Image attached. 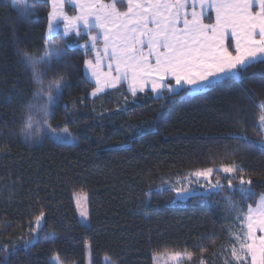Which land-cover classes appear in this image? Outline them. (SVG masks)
<instances>
[{
	"label": "trees",
	"instance_id": "1",
	"mask_svg": "<svg viewBox=\"0 0 264 264\" xmlns=\"http://www.w3.org/2000/svg\"><path fill=\"white\" fill-rule=\"evenodd\" d=\"M28 2L35 9L23 20L14 8L17 0H0V246L19 249L7 264H51L54 255L61 264H88L87 244L90 264H154V256L163 253H187L192 264H235L232 236L239 225L237 213L223 201L227 192L174 203V192L156 188L161 178L171 181L197 168L235 161L253 184L248 199L237 192L233 202L246 212L264 194V154L227 138L245 134L252 142L264 139V82L259 76L264 65L250 68V79L242 85L221 84L191 97L181 91L163 103L150 91L133 98L126 84L93 98L94 83L84 68V60L93 56L76 48L47 72L44 87L68 83L51 124H68L79 142H53L44 130L46 138L29 145L19 133L34 86L17 49L40 53L50 7L45 0ZM125 95L129 112L116 113ZM234 148L235 155L222 161ZM76 193L88 197L87 227L78 220ZM41 209L46 212L44 230L25 252L29 223ZM0 264H5L2 254Z\"/></svg>",
	"mask_w": 264,
	"mask_h": 264
},
{
	"label": "snow or ice",
	"instance_id": "2",
	"mask_svg": "<svg viewBox=\"0 0 264 264\" xmlns=\"http://www.w3.org/2000/svg\"><path fill=\"white\" fill-rule=\"evenodd\" d=\"M45 2L51 10L47 13V27L41 38L42 50L37 55L17 49L20 63L26 71H30L34 86L19 133L29 145L40 144L46 138L41 134L44 130L47 138L53 142H79L68 124L61 127H52L51 124L55 118L54 109L69 87L68 83L58 81L44 87L47 72L60 65L69 52L76 48L83 49L86 56L91 54L95 57L94 60H84L86 73L94 81L89 93L93 98L106 89L127 84V92L133 98L138 97V94H146L150 89L152 96L163 103L181 91L191 97L221 84L230 88L242 85L250 79L246 75L250 68L257 64L264 65V0ZM66 4L72 6L71 14L66 10ZM14 8L21 19L27 20L35 4L28 0H17ZM73 37L75 41L69 43ZM80 40L84 42L80 43ZM102 65L107 66V72L101 71ZM259 76L264 82V72L259 73ZM60 80H63L62 76ZM124 100V106L117 107L116 113L129 112L127 95ZM132 103H136L135 99ZM260 107L264 109V101ZM65 111H68L67 105ZM71 123H76V120L72 119ZM261 127L264 128V117H261ZM227 138L236 141L240 147L246 146L264 154V139L252 142L245 134H230ZM235 151L234 148L232 153L225 154L222 161L234 156ZM246 175L248 179H245ZM161 179V186L156 191L175 192L174 203L192 197H215L227 192L223 201L230 211L237 213L235 220L239 225L232 236L234 243L231 256L235 264H264V194H261L255 206L249 204L246 212L233 202L237 192L242 199H248L252 194L253 180L241 164L235 161L221 162L219 167L197 168L175 183ZM74 202L79 210L81 224L87 227L88 212L80 209L81 201L75 195ZM45 223L46 212L41 209L29 223L30 235L23 241L25 252L38 243ZM17 251L19 249L14 244L11 249L8 245L0 246L5 264L7 257L15 255ZM53 259L59 264L58 257ZM111 264H115V260ZM176 264H180L178 254Z\"/></svg>",
	"mask_w": 264,
	"mask_h": 264
},
{
	"label": "rangeland",
	"instance_id": "3",
	"mask_svg": "<svg viewBox=\"0 0 264 264\" xmlns=\"http://www.w3.org/2000/svg\"><path fill=\"white\" fill-rule=\"evenodd\" d=\"M106 2H107V0H106ZM66 10L69 12V14H71L72 6L66 4ZM60 31L61 32L63 31L62 24L60 26ZM100 46L102 47V45H100ZM91 59L94 60L95 57L93 56ZM101 71L102 72H107V66L106 65H102L101 66ZM85 74H86V77L90 80V78L88 77V75L86 73V70H85ZM91 82L94 83V81H91ZM126 86H127V84H126ZM107 90H109V89H106L105 91H107ZM147 91H150V89L147 90ZM262 117H264V114L262 115ZM260 125H261V123H260ZM262 129L264 130V128H262ZM217 167H219V166H217ZM221 175H223V174L221 173ZM177 179H182V178H176V179L171 180L170 182L171 183H175ZM179 186L180 185H177V187H179ZM165 187H167V186H165ZM200 191H203V189H200ZM174 194H175V192H174ZM74 195L77 198H79L80 201H81L80 209H83V210L87 211L88 214H89L87 194H85V193H76ZM74 195H73V201H74ZM74 205H75L76 213H77V216H78V220H79V222L81 224V217L79 215V210H78V207H77L75 202H74ZM89 221L90 220H88V225H89ZM177 254L179 255V258H180V264H192V257H191V255H189L187 253H163V254H158V255L154 256V264H176ZM54 257H57V256L54 255L50 259L51 264H57V260L53 259ZM86 261H87L88 264L91 263V246L89 244L86 245ZM59 264H61L60 261H59ZM105 264H109V263H105ZM197 264H205V262L204 261H199V263H197Z\"/></svg>",
	"mask_w": 264,
	"mask_h": 264
},
{
	"label": "crops",
	"instance_id": "4",
	"mask_svg": "<svg viewBox=\"0 0 264 264\" xmlns=\"http://www.w3.org/2000/svg\"><path fill=\"white\" fill-rule=\"evenodd\" d=\"M259 197H260V196H259ZM259 197H258V198H259ZM257 200H258V199H257ZM256 202H257V201H256ZM253 206H255V204H254Z\"/></svg>",
	"mask_w": 264,
	"mask_h": 264
}]
</instances>
